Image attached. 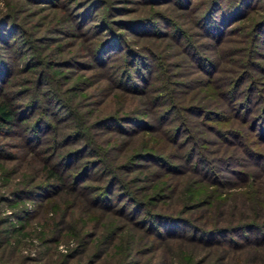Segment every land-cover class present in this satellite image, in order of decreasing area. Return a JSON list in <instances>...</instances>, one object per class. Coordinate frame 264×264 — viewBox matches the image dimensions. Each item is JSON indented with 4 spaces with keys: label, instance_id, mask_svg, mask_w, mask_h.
<instances>
[{
    "label": "rangeland",
    "instance_id": "rangeland-1",
    "mask_svg": "<svg viewBox=\"0 0 264 264\" xmlns=\"http://www.w3.org/2000/svg\"><path fill=\"white\" fill-rule=\"evenodd\" d=\"M89 1L0 0V26L13 33L8 40L10 49L0 42V55L8 63L6 75H3L5 79L0 82V94L11 97L12 103L22 109L34 93L38 105L20 113L16 120L18 125L11 126L7 131L10 135H0V152L12 155V158H0V264H90L94 259L95 264H153L155 260L148 242L144 243L142 239L134 246L137 251H129L126 255L120 247L114 250L108 238L100 239L101 233L106 230L104 222L107 219L100 218L105 212L100 207L89 208L85 199L98 193L91 189L96 185L101 187L105 176L102 175L101 181L96 179H100L104 165L109 168L117 165L119 168L120 185L116 184L112 193L106 195L116 211L119 204L126 201L122 197L115 202L118 192L122 191V194L126 189L154 193L155 183L158 188L162 186L158 183L164 182L166 185L161 187L160 196L170 199L163 203H170L171 206L176 203L177 209L182 197L180 194L188 184L200 183L206 191L216 187L222 192L221 197L225 194L231 196L233 192L243 191L244 188H239L243 183V177L239 176L243 174H247L250 177L247 181L251 179L256 183L264 195V139L258 136L259 124L254 125L250 132L247 121L235 116L236 112L244 111L240 100L246 96L244 92L250 80L249 98L254 100L252 107L255 108L250 115L253 116L264 102V0H247L248 5L243 8L241 4L228 7L224 5V0L221 1L222 14L208 22L216 20L217 23L206 27V31L214 37L202 30L196 21L208 0H94L92 5L88 4ZM228 10L233 13L231 16L227 14ZM221 16L226 17L222 25L218 24ZM6 18L14 21L16 28L5 26ZM104 22L106 26H103ZM174 25L181 31L178 43L184 45L187 39H191L194 46L213 61L215 70L207 68V74L198 69L189 56L180 53V45L170 38ZM101 41L105 43L103 52L106 54L96 61L90 51L95 43ZM147 50L157 57L151 59ZM137 56L142 57L137 70L139 75L134 73L135 65L132 63ZM110 58H114L113 68L118 77L125 67L132 76L129 75L130 79L124 82L130 81L126 83L133 88L143 87L145 92L125 89L113 83L109 79V72L113 70L108 67L113 63ZM127 59L129 64L125 62ZM104 61L102 68L99 64H104ZM242 73L246 75L245 80L240 78ZM237 77L240 80L236 99L226 106L222 94L228 91ZM164 79L165 83H169L166 85L168 91L165 88L161 90ZM159 93H164L162 101L153 107L152 99ZM170 99L177 104L161 128H156L155 120L153 130H143L145 121L156 118ZM44 105L51 108L47 111L49 114L45 113L40 118L38 113ZM179 116L184 118L193 137L198 140L200 152L215 158L211 162L213 165L220 168L223 165L217 163V158L229 157L227 167L230 172H219L218 185L208 180L198 182L200 176L191 171L182 172L180 167L181 171L169 174L158 166V157H173L171 152L179 149L172 147V142L178 138H169L167 130L178 125ZM112 118L115 120L111 121ZM34 119L37 123L45 121L50 126L46 129L40 126L35 130L36 136H33L29 126ZM134 120H141V125L138 127ZM77 125L87 127L95 145L107 149L102 162L88 169L86 174L78 173L80 165L87 160L99 159V155L89 156L86 149L80 156L66 161L70 166L66 170L68 174H77L83 179L87 176L81 182V185L90 188L83 191L85 199L67 188L56 195L45 190L41 193L50 195L44 199L42 195L31 199L19 198L18 190H33L34 185L42 181L41 175H45L41 170L43 159L49 167L66 150L77 148L87 139L60 144L63 136L72 133ZM222 133L225 139L221 138ZM37 138L46 141L37 142ZM182 143L181 150L185 151L188 143L183 140ZM247 150L257 155L256 158H251ZM195 159L196 155L191 162ZM177 161L173 163L178 164ZM223 173L224 176H221ZM202 196L203 193L197 197ZM43 205L48 207L43 209ZM51 205L59 206L56 215L61 212L60 208L69 207L71 213L66 221L71 226L82 225L84 240L81 244L64 234L62 223L59 238L53 240L58 232L49 234L45 227V220H50L54 213ZM126 205V211H129L131 204ZM140 213L138 210L139 217ZM201 213L194 211L191 214L198 218ZM116 214L111 212L110 216L114 220L119 219L120 223L125 220ZM186 215L184 217L189 216L191 223H199L189 212ZM181 227L175 224L173 228L183 231ZM241 235L231 237L239 242ZM248 236L252 237V234L248 233ZM199 248L200 256L205 257L206 254H202L207 249L203 246ZM159 249L155 255H161L162 247ZM229 251L234 254L233 250ZM247 257L244 258L245 263L250 259Z\"/></svg>",
    "mask_w": 264,
    "mask_h": 264
},
{
    "label": "trees",
    "instance_id": "trees-1",
    "mask_svg": "<svg viewBox=\"0 0 264 264\" xmlns=\"http://www.w3.org/2000/svg\"><path fill=\"white\" fill-rule=\"evenodd\" d=\"M221 1L223 0H208L206 1V3H204V6L200 11V15H198V17L196 18L198 26L202 30L206 31V27L209 24L210 26H212V23H217V21L215 20L208 24V22L212 18H217V15L222 14V11L220 10L222 8L221 5H219ZM224 1V5L228 7H234L237 4H241L243 8L244 6L248 5L247 0ZM93 3L94 0H90L88 4L92 5ZM219 6L220 8L216 9V7ZM227 14L231 16L233 13H229L228 10ZM207 18L209 20H207ZM223 19H226V17L224 18L221 16L218 24L222 25L224 21ZM5 20V26L16 28L14 21H10L9 18H6ZM104 23L105 25H103ZM104 23L101 24L103 26H106L107 23ZM0 27V31L4 32H0V42L4 44V47L6 49H10V41L8 40L13 37V33H11V31L9 32L6 29L7 27L3 28L2 25ZM173 29L174 30L172 35H170V38L173 40L172 42H174L176 45H180L178 43V35L181 34V31L175 25ZM217 29L220 30L219 27ZM206 33L214 37L212 33L208 31H206ZM82 35L84 36V34ZM179 48L180 53L182 55L189 56L190 60L192 59L195 62L198 69L209 74V70L207 68L212 69L213 61L206 54L200 52V50H198V48L194 46V43H192L191 39H187L186 43L184 45H180ZM105 49V43H102V41L95 43L90 51L92 58L98 61L100 56L104 55L105 52L103 51ZM147 53L151 59H154V56L157 57V55H154L155 53L152 51L149 52L147 50ZM130 56L133 55L131 54ZM140 59H142V57L137 56V62L135 60L132 61V63L135 65L134 73L136 75L140 74L137 71L140 67ZM110 60L112 61L114 60V58H110ZM8 61L10 63V59ZM125 62L126 64H129L130 60L127 59ZM104 65L105 61L104 64H99V66H102V68H104ZM7 66V61H5L0 55V82L2 81V79H5L3 78V75H6L5 72L7 71ZM113 66L114 62L108 66L109 68L113 69L111 70V72H109V79L113 83L117 84L120 87H124L125 89H131L140 93H142V91L145 92L143 87L133 88V86L129 84L127 85L126 83H130V81L124 82L125 80L130 79V77L128 78L129 75L132 76V73L125 69V67L122 68L120 76L118 77L117 74H115L114 72L115 68H113ZM215 67L216 65L213 67V69ZM31 69L32 68H30L29 70ZM240 75V78L242 77V80H245L246 75L244 73ZM240 78L237 77L236 79H234L230 87H228V91L222 94L226 106H229L231 102L235 101L236 90L239 85ZM165 82L166 80L164 79V83L162 84L163 87L161 88V90L165 88L166 91H168L169 88L166 85H169V83L167 84ZM250 83L251 80L248 82V85L245 88L246 91L244 93L246 96H244L243 99L240 100V104H242L241 107L244 109V111L239 114L238 112H236L235 116L242 118V121L244 122L247 121L248 126H250V132L252 131L251 128L255 127L254 125L259 124L258 128L260 129V133L258 134V136L260 135L259 137H263L264 139V102H261L262 104H260L261 106L258 108L256 113L251 116L250 114L253 112L254 108L252 107L254 105V100L252 101L249 98L250 88L248 86ZM159 94L154 99H152L153 107H155L162 101L164 93L160 95ZM36 96L37 95L32 93L28 101L25 103L24 107H22L21 109L18 108V105L12 103L10 99L11 97L6 96L4 94H0V135L5 133L10 135V133H8L7 131L8 129H10L11 126L18 125L16 120L18 116H20V113L27 112L26 110L28 108H37L38 105H36L35 103ZM46 99L48 101L49 97H47ZM50 99L53 100L52 98ZM170 100V103H168L166 108L159 115H157L156 118L150 120L147 119L145 121V123L143 124V130H145V128H147L146 130H153V128H155L153 125V122L155 120L157 121V123L155 121L157 126L156 128H161L160 126L165 123L164 120L168 118V115L171 112H173L177 104L172 99ZM49 106L50 105H44L38 113V117L43 118L45 113L49 114V112H47L51 108ZM24 118L25 115L21 118V120H23ZM228 118L229 117H227L226 121L228 120ZM179 119L180 120L177 123L178 125L174 129L167 128V130L170 132L168 134L169 138H182L181 140L176 139L177 141L172 142V147L179 149L171 152L173 157H158V166H162L164 172L169 174L178 172V170H180V167L181 169H183L182 172L191 171L196 176H200V181L198 180V182L208 180L211 182V184H215V186L218 185L216 184V182H218L216 180H218V176H220L219 172L225 170L229 171V168L227 167V164H229V157L227 159L224 157L217 158V163L223 165H220V168L217 165H213L211 162L215 160V158L212 159V157H207L206 153L200 152L199 148L197 147L198 140L193 137V134L190 132L189 127L184 121V118L182 116H179ZM112 120L115 119L112 118L111 121ZM116 121H118V119H116ZM134 121L136 124H138V127L141 125V120ZM44 122L37 123V119H34L33 123H31V125L29 126L30 134L36 136L35 130H37V128L42 127L46 129L50 126L48 123L46 124ZM77 126L78 128L75 129L72 133L63 136L60 141V144H71L74 143L76 140H80V138L85 137L87 139L80 143L77 148L66 150L57 161H55L54 163H50L49 167H47V163L43 159L41 161V170L45 172V175H41L42 181L37 182L34 185L35 189L33 190H18L16 193L19 198L31 199L33 198V196L42 195L41 197L44 199L47 198L50 194H60L63 189L67 188L69 189V191H73L72 193L79 195L85 199L83 191L86 188L90 190V188L81 185V182L86 180L87 176L83 179L82 176H78L77 174L75 176L68 174L66 170L70 166L66 164V161L73 156H80L81 152L86 149L89 151V156L99 155V159L87 160L80 165L78 173L84 172L86 174V171L88 169L102 162L101 159L106 156L107 149L99 148L95 145L96 142L93 141L91 134L89 135L87 127H82L79 125ZM120 131L125 133V131L122 129ZM129 132L127 134H129ZM44 133H46V131L42 132V134ZM221 135V138L225 137V134L222 133ZM182 140L185 142V144L188 143V146L185 151L181 150L182 146L184 145L182 143ZM38 141L45 142L46 139H42L41 141V138H37V142ZM247 153L251 158H256L257 156L255 154L250 153V151L248 150ZM195 155V161L191 162ZM4 156L6 158H12V155L10 153H6L4 155V153L2 154L0 152V158ZM175 160H178L177 162L179 163H173ZM160 161L162 162L161 164ZM189 163H191V165ZM62 164H66V166L62 167ZM118 169L119 168L117 167V165H114V167L112 166L111 168L104 165L102 171L100 172V179H96L101 181L103 179L102 175L105 176V178L102 180V184L100 183L101 187L96 185L94 186V188L91 189V191L97 190L98 193H95L93 197L88 200L85 199V201H87V204L90 205L89 208L100 207L103 212H105V215L100 218L107 219V221L104 222L106 230L104 231V233H101L100 239H103L105 237L108 238L110 240L108 243L111 242V246L114 245V250H116L117 247H120V250L122 253H124V255L128 254V252L132 250L137 251L134 246L138 243H141L140 240L142 239L144 243L145 241L148 242L147 244L149 246V251L152 254V258L155 260L153 264H264V195L262 196V190H260L256 186V183L252 182L251 179L247 181L248 178H250L247 174H245V176L244 174L239 176L240 178L243 177L242 182L244 183H242L243 185L240 184L239 188H244L245 190L243 189V191L241 192H233L231 196L225 194L223 197H221L222 192L218 191L216 187H213L215 189L206 191L202 187V185H200V183H196L195 185L188 184L184 188L183 194H180V196L182 197L179 200L180 203H177L179 206L178 209L177 207H175L176 203H173L172 206L170 203H163L166 199H170V197L160 196L161 193L159 191L161 190L162 186L166 185L165 182L158 183L159 185H162L158 188H156L157 185L155 183L156 191L154 193H146L144 191L136 192L135 190L129 189V191H126L125 189L123 191L124 193L121 194L122 191H120L115 196V202H119L120 200H122V197L126 200L119 204V207L116 211L114 210V205L110 202L108 196L112 193L111 191L114 190L116 184L120 185L118 181ZM214 170L217 171L219 175H217ZM107 174L108 177H106ZM71 176L72 180H69ZM221 176H224V173ZM36 178H38V176ZM31 182L32 181H28V183ZM66 183L68 185H66ZM45 190H50L51 193L49 195L48 193H43V195L41 192H44ZM202 193V198L197 197ZM98 199H102L103 201H98ZM60 203L61 202H58V204ZM127 203L131 204L129 211H126ZM47 207V205H43V209ZM51 207L54 213L50 217V220H45V227L47 228L49 234L57 233L60 230V224L62 223V230H65L64 234L70 235L74 238L76 242H80L81 244V242L84 240L83 234H81L82 225L78 227L77 225L71 226L66 221V218L71 213L69 207L67 208L66 206H64L60 208L61 212H59L58 215H56L55 213L56 210H59V206L51 205ZM162 207L165 209H162ZM138 210L142 212L140 213V217L139 215H137ZM194 211L202 212L201 217L195 218L191 214ZM111 212H116L117 217L120 216V218L125 220L121 223L119 222V219L114 220L110 216ZM188 212L189 215H192L195 220L199 221V223H191L190 220H188L189 216L184 217L187 216L186 214ZM175 224H180L181 226H183L181 227L183 231L173 228ZM184 229H188L189 231H185ZM60 232H58L57 237H54L55 239L53 240H57L59 238L61 234ZM245 232L251 233L252 237H249L250 235L248 236V233L244 235ZM239 233H241L242 235L239 236L241 237V239L239 242H237L231 236L239 235ZM92 236H96V232ZM150 238L153 240L149 241L151 240ZM157 240H159L158 242L160 243H157ZM114 242H117V244H114ZM199 246H203V248L207 249V251L202 254H206L205 257L200 256ZM161 247V255H155V253L158 252V250H160L159 248ZM229 250H233L234 254L236 255L230 254ZM103 251L104 253L108 252L107 250ZM247 255H249L248 257L250 259H248ZM240 256H242V258H240ZM245 257H247L246 259H248V262L246 263L244 260ZM90 264H95V259L94 261H91Z\"/></svg>",
    "mask_w": 264,
    "mask_h": 264
}]
</instances>
